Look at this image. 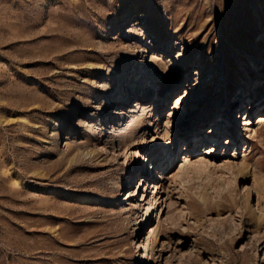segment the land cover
Segmentation results:
<instances>
[{"label":"rangeland","instance_id":"374dc122","mask_svg":"<svg viewBox=\"0 0 264 264\" xmlns=\"http://www.w3.org/2000/svg\"><path fill=\"white\" fill-rule=\"evenodd\" d=\"M263 99L264 0H0V264H264Z\"/></svg>","mask_w":264,"mask_h":264},{"label":"bare ground","instance_id":"6f19581e","mask_svg":"<svg viewBox=\"0 0 264 264\" xmlns=\"http://www.w3.org/2000/svg\"><path fill=\"white\" fill-rule=\"evenodd\" d=\"M178 61L179 62H181L180 63V65H181V68H184V67H186V61L187 60H182L181 58L180 59H178ZM160 63H162V62H160ZM163 66V65H162ZM151 68H153V70L155 71H158L159 70V66H158V64H157V60L156 59H154L153 60V63L151 64ZM164 68V67H163ZM163 70V69H162ZM160 72V71H159ZM204 79L202 80V82L204 83V82H209L208 80H209V78H210V75H208V74H204L203 76H202ZM246 84L248 85V80H247V82H246ZM245 95V94H244ZM150 96V95H149ZM143 97H145V99L143 100V101H146L147 99H148V95H145V96H143ZM244 98V96H242V95H240L239 96V98H238V100L237 101H235L234 103H235V105L236 104H238L239 102H240V99H243ZM129 99V98H128ZM162 100V99H161ZM228 103V102H227ZM262 103V105L264 106V99H263V101L261 102ZM260 103V104H261ZM261 105V106H262ZM229 107L225 110V112H228L229 111ZM231 110V109H230ZM224 112V113H225ZM215 114H216V110L213 112V113H211V117L210 118H212V117H214L215 116ZM91 118V117H90ZM261 121H263L264 120V117H262L261 116V119H260ZM112 122V121H111ZM260 123V122H259ZM217 127H218V125H212V127L211 128H209L208 129V131L205 133L206 135H205V137L207 138L208 137V135H210V134H212L213 132H214V130L216 131V129H217ZM215 134V133H214ZM210 137L211 136H209L208 138H207V141L210 139ZM213 139H215V138H212V140ZM160 146H161V155H159V165L160 164H162V163H164V166H166V165H168L169 164V162H170V151H169V148H167L168 146H167V143H163V142H161L160 143ZM126 154V153H125ZM135 155L136 156H138L139 155V153L136 151V153H135ZM247 158V157H246ZM139 162H140V156H139ZM163 166V167H164ZM243 166H245L244 165V163H241V166H238V171L239 172H241L242 171V168H243ZM162 167V168H163ZM129 171V170H128ZM139 171V167L136 169V164L135 163H133V164H131V167H130V176H128V178H130L132 175H133V177H136V172H138ZM143 171H144V173H143ZM154 172V171H153ZM141 177H140V181H143L144 179V181H145V183H147V181H148V178H149V176H148V173H146V170L145 169H143V168H141ZM151 179V178H150ZM150 182H152V181H150ZM263 182V181H262ZM253 184H255V186H256V190H257V193H258V195L260 196V194H261V185H262V183H261V185H260V183H259V185H256V182L253 180ZM258 184V183H257ZM155 185L156 184H154L153 186H152V189L155 187ZM260 186V187H259ZM264 192V191H263ZM262 195V194H261ZM152 204V201H149V203H148V207H147V212H146V216L148 215V208H149V206Z\"/></svg>","mask_w":264,"mask_h":264},{"label":"snow or ice","instance_id":"6c2138e0","mask_svg":"<svg viewBox=\"0 0 264 264\" xmlns=\"http://www.w3.org/2000/svg\"><path fill=\"white\" fill-rule=\"evenodd\" d=\"M178 103H179V101H178ZM165 135H167V133ZM185 163H187V161Z\"/></svg>","mask_w":264,"mask_h":264}]
</instances>
